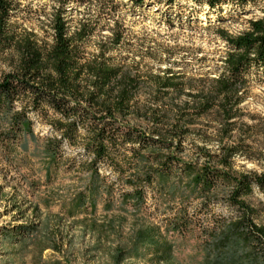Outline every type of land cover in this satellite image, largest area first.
Listing matches in <instances>:
<instances>
[{"label": "trees", "instance_id": "16d2710c", "mask_svg": "<svg viewBox=\"0 0 264 264\" xmlns=\"http://www.w3.org/2000/svg\"><path fill=\"white\" fill-rule=\"evenodd\" d=\"M88 1L93 0H52L49 30L40 37L18 21L16 0H0V61L8 64L0 69V145L27 147L21 139L35 138L32 115L38 114L53 130L44 144L51 164L65 158L64 145L84 150L78 167L92 179L91 197L104 193L105 206H111L114 183L106 181L103 167L124 178L123 203L137 211L155 186L173 198L186 197V221L176 217L170 228H186L200 240L201 264H264V223L251 201L255 188L264 193V172L241 171L236 160L264 155L263 147L250 141L256 125L241 121L251 73L264 77V0H193L211 9L260 5L263 16L237 35L219 31L229 47L224 67L213 77L186 80V110L161 103L184 91L172 72L150 75L154 101L146 103L138 99L137 72L112 63L104 48L86 55L84 42L94 29L83 20L71 25L68 7ZM132 1L143 5L147 0ZM114 38L119 44L121 35ZM209 116L214 117L206 121ZM258 132L264 139V125ZM185 151L186 161L180 157ZM80 198L79 204L85 194ZM223 204L230 211L216 212ZM34 230L0 227V246L19 244ZM155 230L139 229L118 261L140 257L148 248L154 264H174L173 245H159Z\"/></svg>", "mask_w": 264, "mask_h": 264}, {"label": "rangeland", "instance_id": "374dc122", "mask_svg": "<svg viewBox=\"0 0 264 264\" xmlns=\"http://www.w3.org/2000/svg\"><path fill=\"white\" fill-rule=\"evenodd\" d=\"M16 1L23 28L43 37L49 30L47 13L52 0ZM68 9L71 25L83 20L94 29L84 42L89 58L104 48L112 63L137 72L142 82L138 99L146 103L154 101L148 87L150 75L172 72L179 77L177 82L185 85L184 91L161 103L185 110L186 80L213 77L224 67L229 47L219 31L237 35L248 28L249 21L263 16L260 5L211 9L193 0H147L143 5L132 0H93L70 3ZM118 34L121 40L115 45L113 39ZM7 68V62L1 60L0 69ZM251 76L241 105V121L256 125L250 141L264 149V139L258 132L264 125V77L257 70ZM32 119L35 138L21 139L27 147L12 146L7 150L0 145V227L24 225L35 230L19 244L0 246V264H154V251L148 248L140 251V257L118 261L120 250L131 246L132 237L141 228L156 229L159 245H173L174 264L202 263L200 240L186 234V228H170L176 217L186 221V197L173 198L155 186L149 188L146 203L137 211L123 203L121 194L128 189L124 178L103 167L101 173L107 175L106 181L114 183L111 206H105L106 195L91 197L88 187L92 179L78 167L79 161L86 158L84 150L64 145L65 158L51 164L44 144L53 130L38 114H33ZM189 156L186 151L180 155L184 161ZM254 157L251 161L237 158V168L264 172V155ZM83 193L86 199L79 204ZM251 201L264 223V193L255 188ZM215 210L228 213L230 208L223 204Z\"/></svg>", "mask_w": 264, "mask_h": 264}]
</instances>
